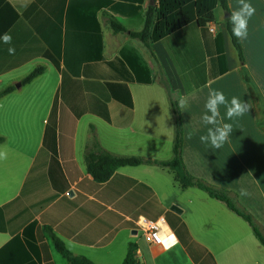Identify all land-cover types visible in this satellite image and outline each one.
<instances>
[{"label":"crops","instance_id":"obj_1","mask_svg":"<svg viewBox=\"0 0 264 264\" xmlns=\"http://www.w3.org/2000/svg\"><path fill=\"white\" fill-rule=\"evenodd\" d=\"M151 1L0 0V35L12 36L11 45L0 44V90L15 87L0 99V151L6 153L0 158L3 264H67L52 236L73 256L94 264H123L129 244L135 246L137 264H219L205 241L217 244L227 264H237L229 259L235 244H224L231 237L225 226L238 221L222 212L221 202L196 188L181 189L171 172L156 166L119 168L105 183L87 172L91 127L108 153L169 160L175 135L169 97L177 104L181 97L188 101L180 113L189 174L235 195L264 232V133L255 125L259 99L264 103V0H246L256 12L247 39L240 41L258 96L227 54L225 14L216 2L195 25L153 43L150 51L129 35L141 30L146 11L158 3ZM227 3L230 11L239 9L240 0ZM113 20L125 32L113 33ZM125 49L129 53L121 55ZM35 69L42 73L19 86ZM146 78L154 82H139ZM212 90L252 105L248 114L232 120L221 106L233 134L220 150L200 140L207 134L200 118ZM128 94L131 107L115 98ZM88 95L94 110L105 103L108 121L90 111ZM241 188L247 196L240 195ZM139 217H164L176 244L167 250L141 247L134 238ZM238 226L243 237L236 243L249 245L238 264H264Z\"/></svg>","mask_w":264,"mask_h":264},{"label":"trees","instance_id":"obj_2","mask_svg":"<svg viewBox=\"0 0 264 264\" xmlns=\"http://www.w3.org/2000/svg\"><path fill=\"white\" fill-rule=\"evenodd\" d=\"M215 2L223 11V13L227 15V17L223 20V24L225 31L228 34L231 44L235 50L241 78L246 85L251 87V89H256V87L253 85L252 79L248 75L245 68V60L241 43L232 35L231 25L227 22L231 15L227 0H215L214 2H212V0H158L157 5L149 7L146 11L141 30L137 32H131L129 36L132 39L138 40L146 49L151 51V45L153 43L161 41L167 37H171L176 32L185 29L187 26L195 25L196 18L209 12L213 8V4ZM110 26L113 33L125 32L123 26H121L114 20L111 21ZM217 40L219 41L221 57L224 61L225 59L223 55L222 37L218 35ZM126 53H129V51L125 49L121 52V55H124ZM152 56L155 59L153 53ZM41 73V69H35L19 82V86L30 84ZM139 82H145L146 84H149L154 82V79L146 78V80L143 81L141 79L139 80ZM158 83L163 86L168 94L169 89L167 82L161 79L160 81H158ZM14 90L15 87L13 86H9L0 90V99L10 94ZM87 98L90 111L95 112V114H98V116L108 121V112L105 103H101L100 110H94L92 109V97L88 95ZM115 98L128 107L132 106L129 94L125 98L118 96H116ZM177 105V102L173 101L169 97V106L174 117L175 133L172 146V156L169 160H148L141 157H124L108 153L101 148L94 133V129L91 127V142L89 148L85 152L84 157L88 174H90L96 182L105 183L113 176L116 170L123 167H138L148 165L166 169L173 174L174 182L181 189L196 188L204 192L209 198L223 203L231 213L235 214L248 224L253 236L264 247V236L261 233L259 226L256 224L253 216L247 213L245 210L238 208L235 201L229 196L228 191L217 189L207 184L203 180L191 176L187 171L182 158L183 127L180 109ZM3 141L4 138L0 137V143H2ZM0 223V230H3V218L1 211ZM51 240L56 252L61 255V257L67 262V264H94L85 257L73 256L65 248L64 244L55 236H52ZM5 250L6 247L0 249V257ZM134 252L135 246L133 244H129L127 253L123 260V264H137V262L135 261ZM0 264H3L1 260Z\"/></svg>","mask_w":264,"mask_h":264},{"label":"clouds","instance_id":"obj_3","mask_svg":"<svg viewBox=\"0 0 264 264\" xmlns=\"http://www.w3.org/2000/svg\"><path fill=\"white\" fill-rule=\"evenodd\" d=\"M255 12L256 9L246 2V0H240L239 9L231 11L227 22L231 25V33L235 38L240 41L247 39L249 20L254 16ZM0 44L11 45L12 36L9 33L0 35ZM7 51L9 55H14L16 50L15 47L9 46ZM177 106L180 110H183L188 106V101L184 97H181ZM221 106L226 108V118L228 120L243 117L252 109V105L247 100L233 96L229 101L222 91L212 90L209 92L204 103L203 114L200 118L201 124L207 129V134L201 136L200 140L202 143L209 144L215 150H220L225 144L229 143L233 134V125L223 122L225 117L221 116ZM189 135L191 136V133ZM5 155L6 153L0 151V158H3ZM240 195L242 197L247 196V189L241 188ZM157 239L164 244L165 250L172 246L160 237ZM170 239L175 241L174 236L170 237Z\"/></svg>","mask_w":264,"mask_h":264},{"label":"rangeland","instance_id":"obj_4","mask_svg":"<svg viewBox=\"0 0 264 264\" xmlns=\"http://www.w3.org/2000/svg\"><path fill=\"white\" fill-rule=\"evenodd\" d=\"M211 15L218 16L219 13L216 12V11H213V14H211ZM227 54H228L229 57H232V55H233L235 57V61H237L235 50H234V48H233V46L231 44L230 38L228 36H227ZM247 73H248V71H247ZM248 75L250 76L249 73H248ZM252 82H253V85L256 87V85H255V83H254L253 80H252ZM252 90L255 93V96H258L259 95L257 89H252ZM259 101H260V104L256 107V110L259 111V113L257 111L255 113V125H257V129L260 132H263L264 133V103L262 101V98L259 99ZM259 114H260V116H258ZM195 190H193V191H195ZM197 193L199 195H203L204 197L207 196L203 192H200V191H198ZM229 196L235 201V203L238 206V208H240L242 210H245V209H243L241 203L239 202V200H237V198L235 197V195H232V194L229 193ZM208 198H206V199H208ZM224 207L226 208L225 205H224ZM225 208H223V209H225ZM223 209H222V212L225 213L227 216H229V218L233 219V222L234 221H238L236 224L233 223V225L230 226V228L227 225L225 226L227 230H230L231 237L229 238V240L227 242H225L224 245H226V244H235L230 249L231 252H229L230 262H236L238 264V262L241 261L242 257L244 255L245 256L247 255V252L249 250L248 243L242 242L241 240H239L238 241V244H237L236 241H235L236 238H240L241 239L243 237V231L238 226V223H239V225H242V227L244 228V230H246L247 234L249 235V237H250L249 243L251 244L252 249L255 251V253L257 254V256L260 257L261 260L264 263V247L253 236V234L251 232V229L248 226V224L245 221H243L242 219L237 218L235 214L230 213L227 208H226L227 210H223ZM247 213H249V212H247ZM262 234L264 236V232ZM134 238L137 241H139V244H140L141 247H143V248H147L148 247V244L146 243L145 238H144V236H143V234L141 232H138L137 235H135ZM205 244H208V246L211 247V250L216 254V256H217L216 258H217L219 264H227V260L224 261L223 257L220 256V251H217L216 250L217 244L215 246L214 243H211V242L208 243L207 241H205ZM218 246H220V245L218 244Z\"/></svg>","mask_w":264,"mask_h":264},{"label":"built area","instance_id":"obj_5","mask_svg":"<svg viewBox=\"0 0 264 264\" xmlns=\"http://www.w3.org/2000/svg\"><path fill=\"white\" fill-rule=\"evenodd\" d=\"M135 228L143 234L146 243L153 247L165 250L164 244L158 241V237L172 245L170 248L176 244V239L175 241L170 239L174 235L168 228L164 217H159L156 220L139 217L135 222Z\"/></svg>","mask_w":264,"mask_h":264},{"label":"water","instance_id":"obj_6","mask_svg":"<svg viewBox=\"0 0 264 264\" xmlns=\"http://www.w3.org/2000/svg\"><path fill=\"white\" fill-rule=\"evenodd\" d=\"M151 4H154V0L151 1ZM227 17V15H225V18Z\"/></svg>","mask_w":264,"mask_h":264}]
</instances>
